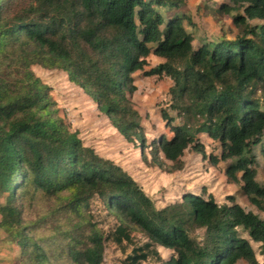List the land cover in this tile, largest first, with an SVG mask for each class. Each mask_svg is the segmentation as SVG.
Listing matches in <instances>:
<instances>
[{"label": "trees", "instance_id": "16d2710c", "mask_svg": "<svg viewBox=\"0 0 264 264\" xmlns=\"http://www.w3.org/2000/svg\"><path fill=\"white\" fill-rule=\"evenodd\" d=\"M175 2L0 0V235L16 247L18 264H103L107 244L123 256L120 264H259L249 240L264 256V220L233 196L218 204L186 192L156 207L71 130L32 70L66 74L145 166L172 175L194 152L264 212L254 153L264 146V0L214 3L238 33L197 47L184 27L194 24L169 14ZM150 56L162 62L150 67ZM138 74L172 82L169 108L181 124L161 112L171 136L147 142L130 99ZM198 134L216 143V155L206 156ZM97 201L115 222L108 230L91 206Z\"/></svg>", "mask_w": 264, "mask_h": 264}, {"label": "rangeland", "instance_id": "374dc122", "mask_svg": "<svg viewBox=\"0 0 264 264\" xmlns=\"http://www.w3.org/2000/svg\"><path fill=\"white\" fill-rule=\"evenodd\" d=\"M177 1V0H176ZM176 9L169 14H182L194 24L191 27L185 21L184 27L194 37L193 45L197 47L206 42H215L225 34L230 40L238 33V29L232 27L230 17L219 15L217 6L221 0H181ZM197 9V10H196ZM162 14H167L162 11ZM233 15V13H232ZM150 67H156L159 59L152 56L148 58ZM33 72L41 81L51 88V95L60 110V114L70 125L72 131L78 133V137L87 146L92 147L101 157L116 162L128 175H130L155 203L156 207H162L169 202L175 201L190 192L193 194L211 195L218 204L226 202L227 196H233L234 201L244 210L251 211L264 220V212H259L250 206L244 196L236 188L228 186L226 179L220 169L211 165L208 159L202 160L199 154L186 151L183 156L185 167L182 171L169 175L157 168L145 166L140 158L139 150L126 143L115 129L108 122V119L99 112L93 101L73 83L67 80L66 74L59 71H46L38 66L32 67ZM136 91L131 96V102L142 117V125L147 142L157 136L169 137L171 133L165 127L166 123L161 117L165 112L169 118H173V125L181 124L175 112L170 108V97L168 90L172 82L168 78L144 77L137 75L134 81ZM198 141L203 145L205 154L216 155L217 145L203 134L197 135ZM264 150L263 145L254 148L257 159L256 182L264 187ZM205 191V193H204ZM92 208L100 222L101 228L110 229L115 224L113 219L106 216L102 205L97 202L91 203ZM241 238L249 240L246 233L238 230ZM193 236L200 240L202 232L195 231ZM255 252L259 264L264 263V256L261 254V244L249 240ZM9 242L0 235V258L11 260L10 264H18L16 260V247L9 250ZM163 258H168L170 252L159 249ZM6 256V257H5ZM123 256L113 244L105 245L103 264H120ZM8 263V261H6ZM237 264H245L238 262Z\"/></svg>", "mask_w": 264, "mask_h": 264}, {"label": "crops", "instance_id": "0c3cea01", "mask_svg": "<svg viewBox=\"0 0 264 264\" xmlns=\"http://www.w3.org/2000/svg\"><path fill=\"white\" fill-rule=\"evenodd\" d=\"M159 60H160V59H159ZM161 62H162V60L159 61V63H161ZM186 165H187V164H186ZM186 165H185V166H186ZM163 259L165 260V259H167V258H164V257H163Z\"/></svg>", "mask_w": 264, "mask_h": 264}]
</instances>
